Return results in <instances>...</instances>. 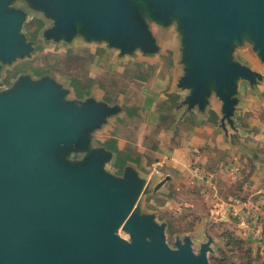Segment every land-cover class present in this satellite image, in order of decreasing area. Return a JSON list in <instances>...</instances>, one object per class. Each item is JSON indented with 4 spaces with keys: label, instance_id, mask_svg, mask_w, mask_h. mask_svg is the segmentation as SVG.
Returning <instances> with one entry per match:
<instances>
[{
    "label": "water",
    "instance_id": "1",
    "mask_svg": "<svg viewBox=\"0 0 264 264\" xmlns=\"http://www.w3.org/2000/svg\"><path fill=\"white\" fill-rule=\"evenodd\" d=\"M33 1L56 19L55 37H70L78 20L87 39H107L120 52L156 46L134 0ZM137 1L153 18L183 20L187 101L202 100L214 85L226 107L228 77L240 72L227 63L226 44L253 31L264 46V0ZM8 3L0 0V56L6 59L25 52L14 35L21 14L6 11ZM64 97L50 79L0 96V264H208L207 246L198 255L189 240L170 249L161 229L131 213L133 191L141 189L129 180L131 172L123 180L104 175L107 155L100 151L76 166L60 159V148L87 143L86 133L111 114L105 105ZM120 227L131 233L130 242L115 234Z\"/></svg>",
    "mask_w": 264,
    "mask_h": 264
},
{
    "label": "rangeland",
    "instance_id": "2",
    "mask_svg": "<svg viewBox=\"0 0 264 264\" xmlns=\"http://www.w3.org/2000/svg\"><path fill=\"white\" fill-rule=\"evenodd\" d=\"M134 2L137 18L148 39L156 46L144 51L137 45L120 54L130 58L162 55L175 60L180 67L177 89H185L182 79L189 74L190 67L186 63L183 20L178 16L158 20L149 16L146 5H142L144 3ZM5 10L21 14L20 26L14 35L19 37L18 45L25 52L7 59L0 56V96L17 90L25 82L36 84L43 79L56 80V84L70 88L73 76L85 75L83 65L88 66L91 56L88 49L97 44L85 37L82 22L77 20L74 23L75 30L70 37H55L56 19L44 8L35 5L33 0H9ZM96 42L109 50L120 51L107 39ZM79 53L82 56L77 58ZM225 58L230 66L240 69V72L228 77L224 90L226 107L216 95L214 85L210 86L202 100L192 105L187 101L190 90L189 95L184 96V103L189 108L208 115L214 124L218 122L225 135L227 148L210 145L209 149L217 153L215 158L206 160L207 163L201 156L202 145L192 146L187 159L180 161L178 167H175V161L165 160L162 156L163 160L147 159L145 167H141L140 159L123 163L121 158L112 156L114 152L109 145L96 142L97 133L109 122L105 120L108 115L103 117L98 127L86 133L83 140L87 143L60 148V159L76 166L91 160L93 153L100 151L107 155L106 160H101L104 175L123 180L131 172L133 175L130 174L129 180L132 184L136 187L141 185V189L133 191L131 213L138 219L151 220L154 227L161 229L165 244L170 249H176L177 242L189 240L196 255L202 246H207L205 255L208 264H264V249L260 248L254 234L250 236V231L240 225L230 208L234 199L249 200V189L252 188L250 173L255 163L253 151L260 152L264 167V46L260 44L258 35L250 31L240 40L226 44ZM69 90V96L64 97L66 102L74 99L72 87ZM75 99L80 100V97ZM163 123L167 125L170 120L165 119ZM249 126L260 135L254 136ZM234 138H237L235 143L240 140L244 144H235ZM237 145L242 161L226 163L224 160L225 168H220L222 158L232 150L236 152ZM171 166L175 168L172 173ZM161 182L163 184L154 191V187ZM261 191L264 197V189ZM249 213H252L250 209ZM262 215L259 220H262ZM115 234L128 242L132 240L131 233L122 227Z\"/></svg>",
    "mask_w": 264,
    "mask_h": 264
},
{
    "label": "crops",
    "instance_id": "3",
    "mask_svg": "<svg viewBox=\"0 0 264 264\" xmlns=\"http://www.w3.org/2000/svg\"><path fill=\"white\" fill-rule=\"evenodd\" d=\"M95 43L97 45L88 49L91 56L88 66L83 65L85 75L78 73V76H73L71 87L74 99L80 97V100L75 99L76 102L85 103L90 100L111 110L105 119L109 122L97 133L96 142L109 145L114 152L113 157L121 158L123 163L140 159L141 167H145L147 159L163 160L162 156L165 160L168 158L175 161V167H178L180 161L187 159L192 146L204 147L201 156L205 162L215 158L217 153L209 149L210 145L227 148L225 135L218 122L214 124L208 115H201L184 103V96H188L189 91L177 89L180 67L175 60L162 55H137L130 58L120 54V51L109 50ZM79 56L82 55L79 53L76 57ZM58 86L65 92V97L69 96L71 87ZM72 99L69 100L73 102ZM177 104L180 106L177 107ZM165 119H169L170 123H163ZM248 128L254 132V136L260 135L255 128ZM236 140L234 138V143ZM235 144L241 145L244 142L239 140ZM238 145L236 152L232 150V153L222 158L220 168H225L224 160L226 163L242 161ZM259 154V151H253L255 163L250 173L249 183L252 188L249 189L251 192L247 207L238 206L234 211L230 207L240 225L247 232L250 231V236L264 229V197L261 191L264 189V167L263 158ZM171 167L172 173L175 168ZM249 209L252 213L248 214ZM261 213L263 218L259 220Z\"/></svg>",
    "mask_w": 264,
    "mask_h": 264
},
{
    "label": "built area",
    "instance_id": "4",
    "mask_svg": "<svg viewBox=\"0 0 264 264\" xmlns=\"http://www.w3.org/2000/svg\"><path fill=\"white\" fill-rule=\"evenodd\" d=\"M238 206L247 207V202H244L240 199H234L232 201L230 207L234 210V208H236ZM253 234H254L253 236H254L255 240L258 241L260 248L264 249V229H263V231H261V233L255 232Z\"/></svg>",
    "mask_w": 264,
    "mask_h": 264
},
{
    "label": "trees",
    "instance_id": "5",
    "mask_svg": "<svg viewBox=\"0 0 264 264\" xmlns=\"http://www.w3.org/2000/svg\"><path fill=\"white\" fill-rule=\"evenodd\" d=\"M232 236V235H231ZM227 237H229V234H227ZM241 244L243 245V242L241 241ZM241 244H240V246H241Z\"/></svg>",
    "mask_w": 264,
    "mask_h": 264
}]
</instances>
